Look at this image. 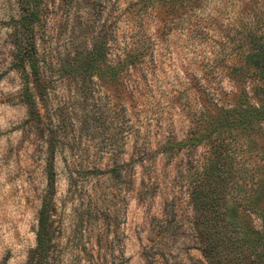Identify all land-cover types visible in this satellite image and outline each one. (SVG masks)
Returning <instances> with one entry per match:
<instances>
[{
	"label": "rangeland",
	"instance_id": "1",
	"mask_svg": "<svg viewBox=\"0 0 264 264\" xmlns=\"http://www.w3.org/2000/svg\"><path fill=\"white\" fill-rule=\"evenodd\" d=\"M146 1L41 2L34 32L45 88L29 76L38 109L30 119L17 60L20 1L0 0V264H25L36 245L50 160L47 264H211L190 197L209 146L175 143L199 120H216L241 87L256 102L253 80L239 85L229 72L240 61L241 23L260 14L252 2ZM95 44L106 56L88 64ZM134 47L151 53L120 70ZM258 132L263 144L264 121ZM244 217L261 228L258 214Z\"/></svg>",
	"mask_w": 264,
	"mask_h": 264
},
{
	"label": "trees",
	"instance_id": "2",
	"mask_svg": "<svg viewBox=\"0 0 264 264\" xmlns=\"http://www.w3.org/2000/svg\"><path fill=\"white\" fill-rule=\"evenodd\" d=\"M19 1L22 13L16 23L22 36L17 42V60L24 71L23 100L28 106L29 118L34 119L38 109L29 76L39 92L45 88L34 32L35 24L40 23L42 18L43 0ZM153 1L148 0L145 5L150 6ZM203 1L194 0V4L198 7ZM230 1L235 5L241 3L243 9L250 8L252 2L260 14L256 21L241 23L243 42L238 55L240 61L231 66L229 72L239 85L248 79L253 80L256 102H251L247 90L241 87L233 102L218 104L221 107L216 120H199L198 123H202L200 130L175 145L179 148L202 143L209 146L206 162L192 173L190 180L193 226L203 256L211 264H264V143L259 144L256 139L264 121V0L260 3L257 0ZM105 47V44L93 45L88 64L104 58ZM149 51L147 47L125 49L118 61L119 69L125 70L145 60L151 53ZM53 176V161L50 160L48 186L38 215L36 245L29 250L25 264H47ZM247 213L259 215L262 222L260 229L253 227L244 217Z\"/></svg>",
	"mask_w": 264,
	"mask_h": 264
}]
</instances>
